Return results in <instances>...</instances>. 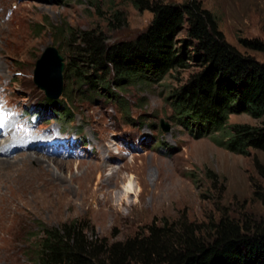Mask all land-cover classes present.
I'll return each instance as SVG.
<instances>
[{
    "label": "rangeland",
    "instance_id": "1",
    "mask_svg": "<svg viewBox=\"0 0 264 264\" xmlns=\"http://www.w3.org/2000/svg\"><path fill=\"white\" fill-rule=\"evenodd\" d=\"M133 1L0 0V141L11 135L20 143L26 139L27 146L8 150L10 155L33 152L54 160L50 170L57 179V188L39 192L57 193L53 197L23 193L14 198L16 191H8L1 176L0 190L8 196L2 200L0 264H39L34 253L40 227L75 219L111 243L146 235L149 226L165 221H186L200 229L221 217L264 224V153L228 152L212 140L219 133L196 137L191 132L195 128L173 114L169 95L196 68L173 71L149 87L116 90L126 108L116 99L82 91L65 101L64 91L72 84L63 76L66 63L86 65L80 40L66 32L95 30L106 45L133 38L152 17ZM198 1L216 16L229 44L264 63V53L240 43L264 44V0ZM115 12L125 20L121 29L109 26ZM178 39H186L185 28ZM49 48L62 57L63 95L56 101L72 110L71 120L63 119V111L53 105L45 107V92L34 81L36 64ZM161 121L169 126L167 132ZM260 123L247 114H233L228 120ZM10 155L1 153L0 160ZM20 165L38 167L35 162Z\"/></svg>",
    "mask_w": 264,
    "mask_h": 264
},
{
    "label": "trees",
    "instance_id": "2",
    "mask_svg": "<svg viewBox=\"0 0 264 264\" xmlns=\"http://www.w3.org/2000/svg\"><path fill=\"white\" fill-rule=\"evenodd\" d=\"M133 5L152 16L147 28L133 38L106 45L95 30L66 32L80 40L86 65L66 63L63 76L72 84L64 91L65 101L82 91L116 99L126 108L116 90L159 84L171 72L192 66L197 70L169 95L176 120L195 128L191 132L196 137L219 133L213 142L233 154L264 153V63L229 44L216 16L198 0L179 4L134 0ZM111 21L112 29L125 25L119 12ZM184 28L186 39L180 40ZM240 43L264 53L260 42ZM50 105L71 120L66 104L46 98L45 107ZM233 114H247L261 123L228 124ZM40 228L34 253L39 264H264V224L229 217L210 221L202 229L186 221H165L149 226L146 235L114 243L89 232L77 219Z\"/></svg>",
    "mask_w": 264,
    "mask_h": 264
},
{
    "label": "bare ground",
    "instance_id": "3",
    "mask_svg": "<svg viewBox=\"0 0 264 264\" xmlns=\"http://www.w3.org/2000/svg\"><path fill=\"white\" fill-rule=\"evenodd\" d=\"M15 136L16 135H11L10 137H5L4 141H0V154L4 153V155H10V152H8V150L16 149V147L21 148L27 146L26 139H24L25 141L23 140V142L20 143L16 141ZM5 143H12L16 145L15 148H13L14 145L12 146V144H9L7 145V148L4 147ZM20 154H17L16 156L10 155L9 157H7V159L0 160V178L1 176L5 177L8 191H10L11 193L16 191L14 198H19V195L23 193H26L27 196L29 194L35 196L34 194H36L39 196H43L46 199L49 197H53V195H56L57 193L54 192L48 194L39 193L43 192V190L46 189L54 190L55 188H57V179L54 178V174L50 170L52 169V161L54 160H51L43 155L40 156L33 152ZM15 158H19L20 161H17ZM33 162L37 164V168H28L27 166L20 165V163L25 164ZM28 165L30 166V164ZM7 196V193L3 192V190H0V217H4L3 212H5V210L3 211L2 205L5 204L2 200L7 198ZM3 231L4 220L0 219V239L2 238Z\"/></svg>",
    "mask_w": 264,
    "mask_h": 264
},
{
    "label": "water",
    "instance_id": "4",
    "mask_svg": "<svg viewBox=\"0 0 264 264\" xmlns=\"http://www.w3.org/2000/svg\"><path fill=\"white\" fill-rule=\"evenodd\" d=\"M64 64L62 57L53 49H47L36 64L34 81L45 92L47 98L57 99L62 94L61 77ZM163 132L169 130L167 123L161 121Z\"/></svg>",
    "mask_w": 264,
    "mask_h": 264
},
{
    "label": "snow or ice",
    "instance_id": "5",
    "mask_svg": "<svg viewBox=\"0 0 264 264\" xmlns=\"http://www.w3.org/2000/svg\"><path fill=\"white\" fill-rule=\"evenodd\" d=\"M129 190H131V186L129 185Z\"/></svg>",
    "mask_w": 264,
    "mask_h": 264
},
{
    "label": "clouds",
    "instance_id": "6",
    "mask_svg": "<svg viewBox=\"0 0 264 264\" xmlns=\"http://www.w3.org/2000/svg\"><path fill=\"white\" fill-rule=\"evenodd\" d=\"M47 98V97H46ZM58 99V98H57ZM56 100V99H55Z\"/></svg>",
    "mask_w": 264,
    "mask_h": 264
}]
</instances>
